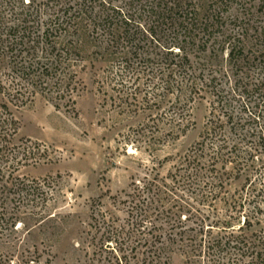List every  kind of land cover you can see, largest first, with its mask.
Instances as JSON below:
<instances>
[{"label":"trees","instance_id":"obj_1","mask_svg":"<svg viewBox=\"0 0 264 264\" xmlns=\"http://www.w3.org/2000/svg\"><path fill=\"white\" fill-rule=\"evenodd\" d=\"M254 1L0 0V221L6 229L15 230L19 218L7 205L14 201L19 211L33 187L21 169L47 158L37 143L17 140V112L37 96L56 109L74 108L84 62L103 59L110 64L99 91L111 86L123 113L152 112L153 124L141 125L135 141L155 146L164 130L184 134L193 103L215 99L201 140L166 178L134 180L114 198L121 217L92 210L85 232L91 264H170L173 253L185 264H264V26ZM231 75L237 79L226 92L222 79ZM229 94L248 114L229 113ZM243 176L231 192L232 181ZM201 206L209 214L192 219ZM255 225L261 231L249 234Z\"/></svg>","mask_w":264,"mask_h":264},{"label":"rangeland","instance_id":"obj_2","mask_svg":"<svg viewBox=\"0 0 264 264\" xmlns=\"http://www.w3.org/2000/svg\"><path fill=\"white\" fill-rule=\"evenodd\" d=\"M259 4L255 0L252 11L264 26V12L258 11ZM85 48L88 50L90 46ZM109 64L103 59H86L85 70L80 74L82 91L74 108L56 109L52 102L37 96L17 112L21 126L17 140L37 143L47 158L20 171L34 183L19 211L14 201L7 205L19 217L15 230L6 229L0 221V264H91L93 249L87 246L85 232L92 210L100 208L123 216L115 197L129 191L134 180L155 175L166 178L201 140L215 99L208 95L193 103L192 125L184 134L169 136L164 130L158 133L162 140L155 146L150 139L135 141L139 139L136 131L149 122L152 112L123 113L116 106L119 100L111 86L101 84L99 91L98 81ZM235 79L232 75L222 79L226 92ZM224 99H231L227 109L235 117L248 114L241 111L238 98L229 94ZM244 179L243 176L232 181L228 189L231 192L240 189ZM198 209L200 213L193 211L195 214L191 216L194 220L203 213L209 214L207 208ZM187 215L190 214L183 217ZM243 221L244 218L235 221V227ZM262 227L255 225L249 234L260 232ZM170 264H185V258L173 253Z\"/></svg>","mask_w":264,"mask_h":264}]
</instances>
